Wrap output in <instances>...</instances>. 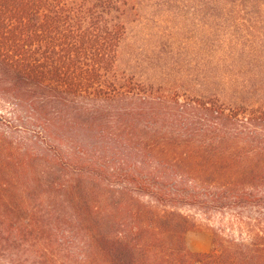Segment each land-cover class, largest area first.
I'll return each instance as SVG.
<instances>
[{
	"label": "trees",
	"instance_id": "trees-1",
	"mask_svg": "<svg viewBox=\"0 0 264 264\" xmlns=\"http://www.w3.org/2000/svg\"><path fill=\"white\" fill-rule=\"evenodd\" d=\"M146 1L148 78L122 60L144 0H0V264H264V0ZM177 19L221 35L198 77ZM189 211L220 215L207 252Z\"/></svg>",
	"mask_w": 264,
	"mask_h": 264
},
{
	"label": "rangeland",
	"instance_id": "rangeland-1",
	"mask_svg": "<svg viewBox=\"0 0 264 264\" xmlns=\"http://www.w3.org/2000/svg\"><path fill=\"white\" fill-rule=\"evenodd\" d=\"M159 2L160 0H155V2L153 3H159ZM149 3L150 2L144 0L143 4L141 5V8L138 11L141 18H139V20L135 24H133L131 28L132 33L130 34L129 39L127 40V44L123 48V52H122V60L124 62H126L127 60H131L130 64L133 67V70L136 72V74L144 76L146 78H148V76L150 75V70L147 68V66H149L147 64L148 62L147 56L148 59H151L149 58L150 54L145 53V51L140 52V50L137 49V47L141 48L142 50H146L148 46H154V45L157 46L161 44V41H163L164 39L163 37H161L160 32L162 31L163 28H165V24H163L162 22L159 23L160 14H162L161 12L162 8L156 7ZM208 12H209V7H204L203 13H208ZM184 14L185 13H183V15ZM259 14L261 17H259L258 14L255 15L253 12H251L249 15L245 17L250 18V16L251 17L257 16L256 18L258 19L262 18L263 19L262 21L256 22L257 23L256 29H259V31H264V18L262 17L264 16V13H259ZM202 15L200 16L201 20L199 24L205 26L206 31H210L209 26L211 25L208 24L210 23L211 20L207 17V15L206 16H202ZM252 19L254 20L255 18H251L250 20ZM175 23L178 24L179 26H183V28H186L188 30V31L186 30L184 31V35H182V38L181 36L177 38L179 41L181 40L178 43L181 46V48L178 50L180 59L184 60V58L187 57L189 58L190 61L188 62L189 64L185 63L184 61L179 62L180 64H182V66L178 68L180 70L179 73H181L182 75H186V74L192 76L197 75L198 77L200 75L199 71L200 70L202 71L204 69L203 65L208 66L213 62L214 59L219 57V53L214 52L213 48H210V45L212 44L213 40L221 39V35L210 36L211 34H213V32H209L210 34L206 33V35L203 36L205 37V39H202L200 38L202 37V35L200 36L198 35L200 27L197 24L198 23L197 20L188 19L185 22H181L179 19H177ZM200 39L206 40V42H208L207 48L200 50L196 49V46L199 44L198 42H200ZM182 40H184L183 43H181ZM185 40H187L186 45L185 47H183ZM134 54H136L135 56L137 57L136 60L134 58ZM168 72L169 71L167 70L166 73ZM7 112H8V107L6 105L0 104V131L7 133V136L13 138V140H19L20 137H24L20 132L22 129L15 128L16 125L19 124L17 122L13 123L12 120L8 119L11 117H9V114ZM189 214H191L194 217V222L196 224V227L190 232H188L185 236L187 247L191 252H203V251L206 252L211 247V235L209 228L215 225V223L220 220V215L212 214L210 216H204L203 214L197 211H189Z\"/></svg>",
	"mask_w": 264,
	"mask_h": 264
},
{
	"label": "crops",
	"instance_id": "crops-1",
	"mask_svg": "<svg viewBox=\"0 0 264 264\" xmlns=\"http://www.w3.org/2000/svg\"><path fill=\"white\" fill-rule=\"evenodd\" d=\"M203 252H205V251H203ZM207 252V251H206Z\"/></svg>",
	"mask_w": 264,
	"mask_h": 264
}]
</instances>
